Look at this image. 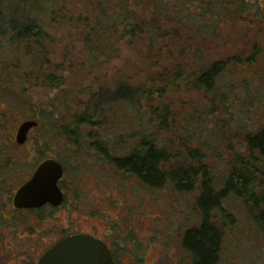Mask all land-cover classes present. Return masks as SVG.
<instances>
[{"label":"rangeland","instance_id":"374dc122","mask_svg":"<svg viewBox=\"0 0 264 264\" xmlns=\"http://www.w3.org/2000/svg\"><path fill=\"white\" fill-rule=\"evenodd\" d=\"M141 1L131 0L132 9L149 15L150 6ZM57 7L77 12L83 5L78 0H0V264H34L46 245L73 231L103 237L117 264H189L181 238L184 230L201 218L195 205L197 189L181 192L172 184L148 187L138 177L120 171L95 148L87 147L96 138H87L85 124L81 126L80 147L69 143L57 126L71 123L73 113L87 108V94L96 87L111 88L121 79L135 86L141 83L149 71L163 65L156 63L158 47L164 64L171 61L168 52L174 51L173 62L191 71L199 58H225L245 48L251 52V44L256 43L262 51L257 61L227 74L215 94L181 85L172 96L178 126L171 127V123L169 129L159 127L155 133L159 135L157 143L170 152L181 150L184 142L205 147L215 183L221 184L231 158L235 153L245 154L244 132L264 125V16L225 19L210 35H199L186 23H169L168 31L177 29L180 34L178 45L158 38L150 50L146 36H125L118 41L115 57L105 60L99 56L91 61L76 29H68L62 21H50L51 12L60 9ZM12 16L18 21L38 20L47 28L52 38V43L46 42L48 65L53 70L59 66L66 69V83L60 88L29 77L23 50L10 40L11 31L5 30ZM169 96L163 94L164 103L171 104ZM136 104H123L125 109L119 106L114 127L99 129L97 139H104L112 155L127 153L137 136L147 134L151 127L145 99L139 107ZM48 112L56 117L47 116ZM190 115L188 122L185 117ZM25 119L39 123L19 143L16 130ZM50 155L60 157L65 165L64 201L37 210H17L10 196L35 165ZM261 158L264 161V155ZM262 180L264 187V176ZM224 205L232 212V221L222 227L219 264H264V230L249 215L243 198L232 195Z\"/></svg>","mask_w":264,"mask_h":264},{"label":"trees","instance_id":"16d2710c","mask_svg":"<svg viewBox=\"0 0 264 264\" xmlns=\"http://www.w3.org/2000/svg\"><path fill=\"white\" fill-rule=\"evenodd\" d=\"M78 1L82 2V9L72 12L57 7L60 9L51 12L50 21H62L68 29H76L81 38L83 36L86 56L91 61L99 56L105 57V60L115 57L119 52L118 41L125 36H146L150 50L158 43V38L174 40L172 44L178 45L180 34L177 29L172 33L168 31L171 28L169 23L173 26L186 23L197 34L210 35L216 32L225 19L250 18L258 14L264 16L261 0H142V3L150 6V14L146 16L132 9L131 0ZM1 12L0 8V21H3ZM7 25L8 29L5 30H10L12 34L10 40L24 52L28 71L25 70L29 72V77L36 82H49L53 88H60L66 83L63 75L66 69L59 66L60 73L57 74L58 69L53 70L48 65L50 51L46 42L52 43V38L43 23L38 20L18 21L17 16H12ZM2 26L0 22V30ZM114 38L117 44H113ZM251 46V52L245 48L234 56L208 61L199 58L198 65H191V71H187L182 63L173 62L176 58L174 51L168 52L167 58H171V61L164 64L161 48L158 47L156 63L161 62L163 65L149 71L141 83L135 86L121 79L111 88L103 85L96 87L87 94V108L73 113L71 123L57 126L59 133L69 143L80 147L81 126L85 124L87 138H96L87 147L95 148L120 171L138 177L148 187L159 188L172 184L175 190L181 192L197 189L195 205L201 218L197 225L186 228L181 238V245L190 257L189 264H219L222 227L224 223L232 221V212L224 205V201L232 195L243 198L249 215L264 230V161L261 158L264 155V125L244 132L245 154L235 153L219 185L215 183L209 152L205 147L184 142L181 150L170 152L167 146L157 143L159 135L155 133L159 127L169 129L171 123V127L178 126L172 106L174 94L181 85L201 93L215 94L227 74H235L237 67L245 69L257 61L262 51L256 43ZM197 51L194 50L195 53ZM17 60L20 61V58ZM163 94L170 95L171 104L164 103ZM141 99H145L146 111L149 113L151 127L148 133L138 135L135 146L127 153L112 155L104 139H97L98 134L101 136L99 129L113 128L117 118L116 109L121 105L125 109L132 103H137L139 107ZM53 115L52 112L47 113V116ZM185 119L190 122L191 115Z\"/></svg>","mask_w":264,"mask_h":264},{"label":"water","instance_id":"95a60500","mask_svg":"<svg viewBox=\"0 0 264 264\" xmlns=\"http://www.w3.org/2000/svg\"><path fill=\"white\" fill-rule=\"evenodd\" d=\"M37 124L36 119H25L17 127L15 139L22 143L29 129ZM50 173V180L43 188L33 184L37 175ZM63 173L62 164L54 157L42 159L32 175L15 191L13 202L17 207L39 206L44 202L58 204L63 194L57 184ZM37 264H114L107 246L101 238L89 232L70 233L51 245L39 258Z\"/></svg>","mask_w":264,"mask_h":264},{"label":"flooded vegetation","instance_id":"af4514ba","mask_svg":"<svg viewBox=\"0 0 264 264\" xmlns=\"http://www.w3.org/2000/svg\"><path fill=\"white\" fill-rule=\"evenodd\" d=\"M47 157H54L55 159H57L61 164H62V167H63V173H62V175L60 176V178L58 179V181H57V184H58V186L60 187V189H61V192H62V194H63V198H62V200L58 203V204H60V203H62L63 201H64V199H65V191H64V186L62 185L63 184V176L65 175V165H64V163L62 162V160L58 157V156H53V155H50V156H47ZM46 158V157H45ZM44 159V158H43ZM42 160V159H41ZM40 160V161H41ZM39 161V162H40ZM38 162V163H39ZM38 163L35 165V167L32 169V171L30 172V174L16 187V189L24 182V181H26L31 175H32V173H33V171H34V169L36 168V166L38 165ZM16 189L13 191V194H12V196H10L11 197V200H12V204H13V206L17 209V210H37V209H40V208H43V207H45V206H56L55 204H52L51 202H44L43 204H41V205H39V206H32V207H26V206H21V207H17V206H15L14 205V202H13V197H14V193H15V191H16ZM74 232H80V231H73V232H70V233H74ZM82 232H86V231H82ZM70 233H67V234H64V235H62L61 237H59V238H57L54 242H52L51 244H49V245H46L45 247H44V250L41 252V254L35 259V261H34V264H37V262H38V260H39V258L41 257V255L45 252V250L46 249H48L51 245H53L56 241H58L59 239H61L62 237H64V236H66V235H68V234H70ZM89 233H92V232H89ZM93 235H95V236H97V237H101V236H98V235H96L95 233H92ZM106 243H107V246L110 248V251H111V254H112V257H113V260H114V264H117V261H116V258H115V255H114V253H113V249H112V247L109 245V243L103 238V237H101Z\"/></svg>","mask_w":264,"mask_h":264},{"label":"snow or ice","instance_id":"6c2138e0","mask_svg":"<svg viewBox=\"0 0 264 264\" xmlns=\"http://www.w3.org/2000/svg\"><path fill=\"white\" fill-rule=\"evenodd\" d=\"M50 180V173L43 174V175H37L35 180L33 181V184L36 186V188H43L48 184Z\"/></svg>","mask_w":264,"mask_h":264}]
</instances>
